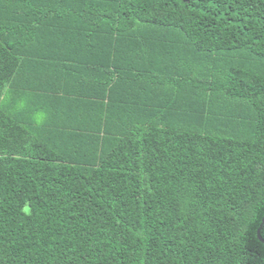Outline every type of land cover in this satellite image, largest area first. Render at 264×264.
Listing matches in <instances>:
<instances>
[{
	"label": "trees",
	"instance_id": "1",
	"mask_svg": "<svg viewBox=\"0 0 264 264\" xmlns=\"http://www.w3.org/2000/svg\"><path fill=\"white\" fill-rule=\"evenodd\" d=\"M263 217L264 0H0V264H264Z\"/></svg>",
	"mask_w": 264,
	"mask_h": 264
},
{
	"label": "crops",
	"instance_id": "2",
	"mask_svg": "<svg viewBox=\"0 0 264 264\" xmlns=\"http://www.w3.org/2000/svg\"><path fill=\"white\" fill-rule=\"evenodd\" d=\"M25 102H26V100L24 101V107L26 108L27 105L25 104ZM26 103L28 104V101ZM33 110H34V108L30 110V112L32 111L31 117L33 119H37V121H40L39 123H44L45 120L47 119V115H46L45 111L34 113Z\"/></svg>",
	"mask_w": 264,
	"mask_h": 264
},
{
	"label": "water",
	"instance_id": "3",
	"mask_svg": "<svg viewBox=\"0 0 264 264\" xmlns=\"http://www.w3.org/2000/svg\"><path fill=\"white\" fill-rule=\"evenodd\" d=\"M263 225H264V217H263V220H262V223H261L260 227H259L258 230H257V237H258V239H259L261 242H264V238H263L262 235H261V229H262Z\"/></svg>",
	"mask_w": 264,
	"mask_h": 264
}]
</instances>
